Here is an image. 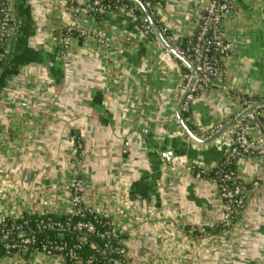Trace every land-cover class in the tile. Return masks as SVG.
I'll return each instance as SVG.
<instances>
[{
  "label": "crops",
  "instance_id": "crops-1",
  "mask_svg": "<svg viewBox=\"0 0 264 264\" xmlns=\"http://www.w3.org/2000/svg\"><path fill=\"white\" fill-rule=\"evenodd\" d=\"M151 2L161 25L180 38L194 34L209 0ZM232 2L221 28L231 44L223 71L199 89L184 117L180 107L195 140L178 118L188 68L141 28L142 9L135 17L121 8L91 14L66 0H10L0 216L68 214L65 185L75 171L86 205L124 236L129 264H264L261 148L246 145L249 153L236 162L244 199L225 227L213 175L240 122L208 141L264 101V0ZM74 24L87 36L71 35L63 58L60 35ZM255 111L259 119L251 113L243 121L256 147L264 118ZM0 264L66 263L24 250Z\"/></svg>",
  "mask_w": 264,
  "mask_h": 264
},
{
  "label": "built area",
  "instance_id": "built-area-1",
  "mask_svg": "<svg viewBox=\"0 0 264 264\" xmlns=\"http://www.w3.org/2000/svg\"><path fill=\"white\" fill-rule=\"evenodd\" d=\"M90 3V7L85 9L87 13L100 12L103 8L99 6V0H87ZM72 0H69L68 5L71 6ZM124 11L133 16L132 8H123ZM234 9V4L232 0H209L206 10L202 15H200L197 25H196V39L205 45H212L219 53V59H207L202 57L201 63L198 65V58L200 54V48L194 47L193 50L197 53L196 60L190 55H185V53L174 44V37L172 34H168L165 37V41L172 47V49L183 56L187 62L194 66L195 74L192 76L191 72L184 73L183 83L180 87V92L182 94L186 92L184 100L182 102V110L187 111L189 104L196 98V95L199 89L202 86L207 85L210 80L214 77H218L222 69V61L231 51V44L225 39L222 33V24L228 17L232 14ZM12 12L10 6V0H0V41L5 40V44L1 46L3 48L0 52V61L6 58L7 53L9 52L8 40L13 32V25L11 24ZM141 28L146 33H152L153 29L146 17L141 20ZM166 29V28H165ZM210 31V36L208 39L205 38V35ZM87 36L86 30L79 24H74L66 27L62 35H60V44H61V57L65 58L70 51V36L71 35ZM156 39L157 36H155ZM164 49L168 51L165 47ZM205 50V48H204ZM192 79L191 84L190 80ZM255 103V102H253ZM252 103V104H253ZM259 107V114L264 118V106ZM247 123H244V127ZM261 154L264 155V145L259 150ZM249 153L248 147L243 143L242 140V126H236L234 137L230 141V146L228 152L224 155L225 163H230L232 161L237 162L242 156ZM204 173L203 170L197 172V176H201ZM216 181L218 185L219 195L223 201V215H222V224L225 227H229L232 222L234 213H236L238 207L244 199V186L239 180L236 170L226 171L222 167L215 171ZM232 180L234 187H227L223 183L226 181ZM220 182V184H219ZM66 190L69 192V200L71 205V210L68 213L70 216L78 215L83 212L84 209H88L90 212L94 213L93 209L88 207L85 202L84 189L85 182L80 174L74 171L71 178L67 181L65 185ZM40 215H46L42 213ZM95 217L103 218L94 213ZM16 216L14 218H18ZM5 216H0V223H3ZM105 218V217H104ZM104 224L107 226L106 230L101 233V237L106 240L104 248L98 250V253L101 257L100 261H97L95 258L87 259L82 261L79 257L72 254L70 251L69 254L72 258L75 259V264H129L128 262V251L124 239H119V236L122 235L121 231L116 229L114 223L105 218ZM45 228L49 227V224H44ZM76 230L84 229L87 232H92L94 227L91 223L78 222L75 224ZM14 236L15 239L11 242H7L8 239ZM116 240V245L112 246L110 240ZM0 241H4L3 247L6 251L12 249H23V251H28V247L33 243V237H27L23 229L20 226L13 227L3 231L0 235ZM6 241V242H5ZM82 241V240H80ZM79 241V243H80ZM79 243L75 247H79ZM63 249V246L56 243H43L41 244L39 250H34L32 253H41L48 257L60 258L64 260L63 256L58 253ZM16 253H8L5 257H10ZM4 258V257H3ZM2 258H0L1 260Z\"/></svg>",
  "mask_w": 264,
  "mask_h": 264
},
{
  "label": "trees",
  "instance_id": "trees-1",
  "mask_svg": "<svg viewBox=\"0 0 264 264\" xmlns=\"http://www.w3.org/2000/svg\"><path fill=\"white\" fill-rule=\"evenodd\" d=\"M99 6L105 9H117V8H132L133 14L135 17H139L143 14L141 8L135 5L130 0H99ZM147 9L150 17L155 22L158 27L161 35L165 37L168 34H171L170 31L165 29L161 23L158 21L154 10L151 7V0H141ZM68 3L69 0H66ZM82 6L84 5L85 9L90 7V3L87 0H72L71 6ZM102 9V10H103ZM12 12V9H11ZM98 12H93L91 14H96ZM11 24L13 25V19L11 18ZM140 26L142 23H139ZM196 32L192 36L188 37H180L174 39V44L177 45L185 55H190L192 58L196 60L197 53L193 50L194 47L200 48L202 42L196 39ZM154 35V33L152 32ZM210 31L205 35V38L208 39L210 36ZM10 39V38H9ZM9 39L6 40L9 42ZM5 44L4 41H0V52H2L3 46ZM219 53L215 51L212 45H205L204 50V58L207 59H219ZM7 64L8 59L5 58L0 61V91L6 80V72H7ZM188 69H185L184 73H189ZM182 116L184 117L187 114L186 111H182ZM222 167L226 171L236 170V162L232 161L230 163H225L224 159H222L215 171ZM215 173V172H214ZM216 178V174L213 175ZM220 184V182H219ZM227 187H234V183L232 180L226 181L223 183ZM241 202L238 207L236 213H234L233 218L237 215L238 211L242 207ZM105 218L95 217L94 213L90 212L88 209H84L78 215L70 216L69 214L64 215H54V214H46V215H29L23 214L18 218L6 217L3 223H0V235L3 231L8 229H12L13 227L20 226L21 229L24 230L25 235L27 237H33V243L28 247V252H32L34 250H39L41 244L43 243H52L56 242L63 246V249L58 252L60 253L66 264H75V259L71 257L69 252L79 257L82 261L87 259L94 258L97 261L101 260V257L98 253V250H102L104 248V244L106 240L101 237V233L106 230L107 226L104 224ZM78 222L91 223L94 227L92 232H87L84 229L76 230L75 224ZM44 224H49V227H43ZM15 239L14 236H11L7 242H12ZM119 239H124L123 235L119 236ZM82 240V241H80ZM80 241V243H79ZM6 242V241H5ZM79 243V247H75V245ZM4 241H0V258H3L8 255V253H19L21 254L23 249H12L9 252L3 247ZM110 244L115 246L116 240L111 239Z\"/></svg>",
  "mask_w": 264,
  "mask_h": 264
},
{
  "label": "water",
  "instance_id": "water-1",
  "mask_svg": "<svg viewBox=\"0 0 264 264\" xmlns=\"http://www.w3.org/2000/svg\"><path fill=\"white\" fill-rule=\"evenodd\" d=\"M132 1L133 3L137 4L144 12L146 18L148 19L155 35L157 36V38L159 39V41L162 43V45L170 52L172 53L178 60H180L188 69L189 71L191 72L192 76H194L195 74V71H194V66L190 65L187 60L179 55L178 53H176L172 47L165 41V39L163 38V36L161 35L158 27L156 26L155 22L152 20V18L150 17L147 9L145 8L144 4L142 3L141 0H130ZM204 48H205V44L202 43L201 45V48H200V54H199V58H198V65L201 63L202 61V57H203V54H204ZM192 82V79L190 80V83L189 85L191 84ZM188 91V88L186 89L185 93L182 94V97L180 99V102H179V106H178V118L180 120V122L182 123V125L184 126V128L186 129V131L188 132V134L193 137L195 140H198L195 136L192 135V133L189 132V130L187 129L184 121L182 120V118L179 116V111H180V107H181V104L184 100V96L186 94V92ZM264 105V101H256L255 103H253L250 107L246 108L244 111H242L231 123L227 124L225 127H223L222 129H220L219 131H217L216 133H214V135L208 140L209 142L210 141H213L215 140L221 133H223L224 130H226L227 128L233 126L236 124V122H240L241 126H242V140H243V143L245 145H247L248 147L250 148H261L263 145H264V141L258 145V146H251L247 139H246V128L244 127V121L246 119V117L249 115V114H253V116L257 119H259L258 117V112L255 111V108H257L258 106H262Z\"/></svg>",
  "mask_w": 264,
  "mask_h": 264
}]
</instances>
